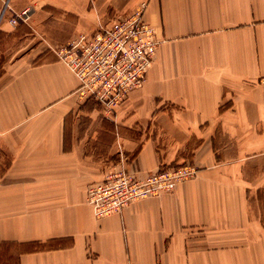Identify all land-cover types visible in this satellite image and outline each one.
I'll return each instance as SVG.
<instances>
[{
    "label": "crops",
    "instance_id": "obj_1",
    "mask_svg": "<svg viewBox=\"0 0 264 264\" xmlns=\"http://www.w3.org/2000/svg\"><path fill=\"white\" fill-rule=\"evenodd\" d=\"M140 3L162 42L143 86L101 116L54 51L92 31L90 0L9 2L35 15L0 22L17 42L0 51V244L16 264H264V0ZM186 164L194 178L120 213L87 202L113 170Z\"/></svg>",
    "mask_w": 264,
    "mask_h": 264
},
{
    "label": "built area",
    "instance_id": "obj_2",
    "mask_svg": "<svg viewBox=\"0 0 264 264\" xmlns=\"http://www.w3.org/2000/svg\"><path fill=\"white\" fill-rule=\"evenodd\" d=\"M146 5L92 34L81 33L67 44L54 48L56 55L78 76L79 91L94 98L104 112L111 113L133 92L141 88L162 40L155 27L145 19ZM32 9L15 13L12 25L27 23ZM264 87V75L259 79ZM190 164L163 166L153 173L138 176L126 170H113L88 187L87 202L95 216L120 213L130 203L173 191L195 177Z\"/></svg>",
    "mask_w": 264,
    "mask_h": 264
},
{
    "label": "rangeland",
    "instance_id": "obj_3",
    "mask_svg": "<svg viewBox=\"0 0 264 264\" xmlns=\"http://www.w3.org/2000/svg\"><path fill=\"white\" fill-rule=\"evenodd\" d=\"M9 2H10V0H4V2L2 3L3 6H2V9L0 11V22L2 20L4 21L5 19H7L9 21L11 19V17L15 15V13H19L22 11V10L11 11ZM141 4L142 3H140V5ZM138 7L133 6V0H90L89 12L91 15L94 16L95 20H93V22H91L92 26H91L90 30H92V31H90L86 34H92L96 30H98L101 25H106V24L108 25V24L112 23L113 21H115L121 17L125 18V16L133 13L136 9H138ZM34 18H35L34 11H32V16H31L30 20L25 24L26 25L32 24ZM77 19L78 18L75 15V20H74L75 25L78 23ZM31 29H32V27H31ZM76 36L77 35H75V37ZM11 40L2 39V37L0 36V51L2 49H6L9 52L10 49L16 47L17 46L16 40H13V41H11ZM60 46H62V45H60ZM57 47H59V46H57ZM54 48H56V47H54ZM0 56H1V54H0ZM0 61H1V57H0ZM98 108H99V115L105 116L104 115L105 112L102 109V107L98 106ZM8 163H9V156L7 155V153L2 155L1 150H0V175L3 174V169H5V167L8 165ZM166 167H168V166H166ZM171 167H174V166H171ZM256 196H257V198L254 195L253 200H255V203H253V207H255L256 210L259 211V213H262L263 224H264V193L259 194V197H258V195H256ZM8 248H9V245H6L4 243L0 244V264H16L15 257H13V256L11 258L8 257V255H7L9 253V252H7Z\"/></svg>",
    "mask_w": 264,
    "mask_h": 264
},
{
    "label": "trees",
    "instance_id": "obj_4",
    "mask_svg": "<svg viewBox=\"0 0 264 264\" xmlns=\"http://www.w3.org/2000/svg\"><path fill=\"white\" fill-rule=\"evenodd\" d=\"M4 244L8 245L7 243H4Z\"/></svg>",
    "mask_w": 264,
    "mask_h": 264
}]
</instances>
